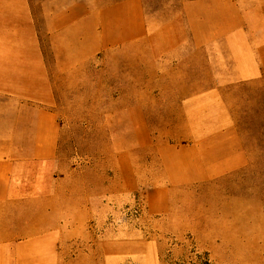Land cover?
Listing matches in <instances>:
<instances>
[{"label": "rangeland", "instance_id": "rangeland-1", "mask_svg": "<svg viewBox=\"0 0 264 264\" xmlns=\"http://www.w3.org/2000/svg\"><path fill=\"white\" fill-rule=\"evenodd\" d=\"M184 1L31 0L52 68L45 18L54 4H76L61 46L94 53L56 74L57 152L47 166L59 178L15 209V264H264V74L231 82L214 50L194 40L167 51L173 42L157 41L158 54L151 45V34L197 29L199 15L205 32H220L247 0L232 12ZM102 35L105 44L90 47ZM224 125L237 130L247 162L203 181L166 185L157 150L134 149L133 132L180 145Z\"/></svg>", "mask_w": 264, "mask_h": 264}, {"label": "crops", "instance_id": "crops-1", "mask_svg": "<svg viewBox=\"0 0 264 264\" xmlns=\"http://www.w3.org/2000/svg\"><path fill=\"white\" fill-rule=\"evenodd\" d=\"M239 3L240 0H189L184 1L183 7L218 4L221 12L227 8L232 12ZM75 8L74 3L64 7L54 4L45 18L54 43L56 66L52 68L47 63L31 0H0V250H5L0 264H15L13 250L23 243L15 238V209L31 197H41L47 179L59 178L54 168L47 166L52 162L54 166L57 152L54 132H58V117L53 107L59 102L56 74L71 71L79 60L85 62L94 53L92 48L74 51L70 44L61 46V35L78 23L77 16H73ZM87 13L86 20H91L92 12ZM241 15L233 23L228 22L224 30L213 33L205 32L207 20L199 15L197 29L183 26L179 33L151 34V45L158 54L156 47L163 44L157 41H166L167 45L173 42L169 44L171 48L163 50L167 51L194 40L198 48L214 50L216 61L231 82L256 79L264 74V0H247ZM141 36L139 33L132 40L135 42ZM105 39L103 35L98 37L97 44L90 47L105 44ZM217 129L211 137L193 132L199 134L198 138L180 145L170 139L157 143L153 132H133L134 149L157 150L166 185L203 181L247 162L237 130L225 125ZM22 132H36V139L26 140ZM211 148L213 156L207 155ZM127 174L134 175L131 170ZM24 211L20 214L24 215Z\"/></svg>", "mask_w": 264, "mask_h": 264}]
</instances>
